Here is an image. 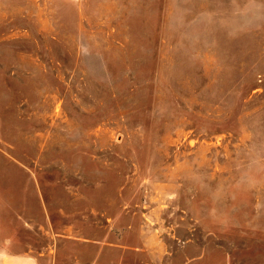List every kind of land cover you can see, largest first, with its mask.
<instances>
[{"label":"rangeland","instance_id":"374dc122","mask_svg":"<svg viewBox=\"0 0 264 264\" xmlns=\"http://www.w3.org/2000/svg\"><path fill=\"white\" fill-rule=\"evenodd\" d=\"M0 264H264V0H0Z\"/></svg>","mask_w":264,"mask_h":264}]
</instances>
